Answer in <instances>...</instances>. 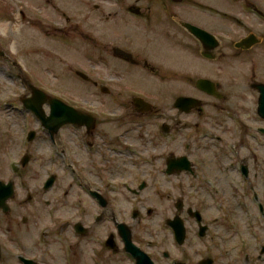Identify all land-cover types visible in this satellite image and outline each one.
<instances>
[{
	"label": "rangeland",
	"instance_id": "obj_1",
	"mask_svg": "<svg viewBox=\"0 0 264 264\" xmlns=\"http://www.w3.org/2000/svg\"><path fill=\"white\" fill-rule=\"evenodd\" d=\"M122 1L129 5L137 0ZM183 1L184 5L193 3L195 9L204 3V29L222 41L217 63L204 59V78L218 82L225 99L204 95V140L200 132L198 138L190 131L186 133L191 138L178 139V145L171 147L170 138L165 134L160 137L159 133L165 122H170L169 109L174 92L178 91V85L169 81L173 79L162 77L161 71L155 82L151 74L142 72L141 79L132 83L133 90L146 91L156 108L167 111L166 120L159 117L155 123H149L147 118L139 121L128 115L127 99L95 92L89 80L78 76L82 72L91 79L89 35L93 28L100 32L105 29L104 18L112 5L101 0H0V54L5 55L4 58L0 55V182H13L15 187V195L8 201L9 212L0 210V264H21L17 256L30 254H42L46 264H71L67 244L70 243V249L75 245L73 229L69 228L64 239L59 237V241L67 238L64 251L63 242L61 247L53 244L44 252L37 250V244L43 241L40 237L46 240L45 232H50L47 239L52 238L56 225L57 228L65 222L73 225L79 219L84 221V215L100 213L86 197L88 183L111 196L116 221L130 228L133 241L156 264H174L178 260L199 264L206 259H212L214 264H264V257L259 259L264 253V212L260 208H264V134L260 133L264 120L257 113L259 94L251 89L253 83L264 84V17L247 8L248 3H253L264 13V0ZM144 2L146 8H152L150 17H164L165 11L157 0ZM95 4H100L101 9L96 11ZM115 8L113 5L114 12ZM186 12L192 17L190 11ZM91 14H97L96 18ZM116 22L131 32L140 29L126 15L119 16ZM77 25L79 30L75 28ZM62 26L64 31L59 29ZM251 33L261 37L262 43L249 50H237L234 44ZM146 46L141 45V57L154 61L156 56L166 62L171 58L163 44L151 50H145ZM175 55L179 56V52ZM8 58L18 62L36 87L77 110L102 116L103 120L107 117L102 123L104 130L111 133L107 146L97 138L95 147L85 153L77 151L79 133L67 128L63 132L67 152L81 155L71 157L72 166L68 157L61 154L57 160H48L50 150L42 138L41 123L21 103L25 86ZM135 69L138 68L128 69L125 74H132ZM113 87L125 90L121 84ZM143 122L146 126L141 128ZM33 130L37 138L29 143L27 136ZM188 140H193L189 149ZM26 154L32 160L24 167L21 160ZM171 155L188 156L196 173L168 176L167 159ZM106 161L105 174L102 170ZM242 165L248 166L249 178L243 176ZM75 168L83 177L74 172ZM49 174L57 176L55 192H69L63 205L54 212L56 218L51 208L41 207L42 190ZM142 183H146L142 192L136 195L130 192ZM30 195L34 197L32 203ZM54 197L59 198L53 194L47 198ZM179 202L184 212L177 210ZM190 209L200 212L203 223L209 226L206 237H199L195 218L188 213ZM176 216L186 227L183 246H178L167 225ZM89 220L92 222V216ZM116 224L115 221L95 224L96 234L112 233L118 243ZM164 252L170 254L169 261L163 257ZM84 254L88 255L86 263L94 264L87 247ZM123 254V250L113 253L111 264H134L129 255H124L128 261L124 260ZM77 264H82L81 260Z\"/></svg>",
	"mask_w": 264,
	"mask_h": 264
},
{
	"label": "flooded vegetation",
	"instance_id": "obj_2",
	"mask_svg": "<svg viewBox=\"0 0 264 264\" xmlns=\"http://www.w3.org/2000/svg\"><path fill=\"white\" fill-rule=\"evenodd\" d=\"M105 1L108 5L116 6L115 8L117 11H113L112 7L109 8V11L107 12L103 24H105V29L100 31H97L93 28L91 31V34L89 35L90 39V74L91 79L86 76V74L82 72H78V76L80 74H84L86 77L83 78L84 80L88 81L92 84L93 89L101 94H104L105 96H113L116 95L118 98L127 99L129 102H125L126 105V112L128 115L132 114L133 116H136L137 120L143 121L146 118L148 119L149 123H155V121H158L159 117H162L161 119L166 120L167 111H160V109L156 108V104L149 101L150 97L148 96L146 91H140L137 92L132 89V83H136L138 78L140 77L142 72H146L148 74H151L152 78L155 82L160 79L159 75L161 71L164 73L162 77H166L170 82H173V84L178 85L177 89L180 93H176L178 91L174 92V102L169 109V115L168 122H165V124L161 127V132L159 133V136H163L164 134L167 135L170 138L169 145L171 147H176L178 145V139H181L182 141L185 140L184 137L188 136L189 133L186 132H194L199 135V132L201 134L202 140H204V95L207 98L211 99H219L224 100L225 96L221 92V88L218 82H215L212 80V82L215 83L216 89L218 94H220V97H214L204 92V89L198 87V82L204 79V59L210 61V62H216L219 58L218 49L221 47V40L215 36V41L217 42V47L212 50H208L204 46V36L202 38H198L195 36L187 27L186 25L190 24L192 26H195L197 28H200L204 32V3L201 2V7H193L192 5H184V1H175L171 0L172 2L163 3L162 0H157V4H159L162 9L165 11L164 17H159L157 19H153L151 16L152 8L147 7L146 8V2L137 0L134 3H131L128 5V2L122 1V0H101ZM114 1V2H112ZM149 1V0H145ZM141 2V3H140ZM127 4V7H124V5ZM249 6L247 7L250 10L258 12L259 16L264 17V13L261 12L256 8V6L252 3H248ZM100 4H95V10L98 11L101 9ZM182 5V6H180ZM179 9V10H178ZM190 11L192 17H189L186 11ZM94 15L96 18L97 14H91ZM127 16L131 19L132 24L140 26V29H134L136 32H131L125 29L120 28V25L116 22L119 19V16L124 17ZM101 18V16H100ZM65 21L69 23V18H65ZM101 21V19H100ZM65 26H62V28H59L60 30L64 31ZM76 30L80 29V26H75ZM209 32L208 30H206ZM211 33V32H209ZM252 34V33H251ZM261 43L263 39L261 37L257 38ZM259 43V44H261ZM165 45L167 48V51H169V56L171 55V58H169V61L166 62L164 59L160 60L156 56L154 57V61L149 60L146 57H141L140 49L141 45H147L144 49L148 48V50L153 49L152 47L156 48L160 45ZM258 44V45H259ZM258 45L253 46L257 47ZM234 47L236 48V43L234 44ZM240 51H245L243 49H238ZM147 50V51H148ZM166 51V53H167ZM179 52V56L175 55V53ZM182 52V53H181ZM204 52L209 57L204 56ZM181 53V54H180ZM1 55V54H0ZM2 58L5 57V55H1ZM154 56V55H153ZM10 60V58H8ZM12 66L17 69L18 78H20L21 82L25 86L26 94L21 98V103L24 105L23 100H27L29 98H32L33 96V88L39 89L40 91L44 92L45 96L50 98H57L55 96H52L42 90L41 88L36 87L28 78H26V74L22 70L21 66L18 64V62H12ZM167 67V68H166ZM117 68V69H115ZM131 68H138L135 70H131L132 74H125V72H128V69ZM124 70V71H123ZM136 71V73L134 72ZM140 71L141 74L138 72ZM104 73V74H103ZM136 74V75H135ZM81 77V76H80ZM82 78V77H81ZM144 80V79H143ZM210 80V79H208ZM138 82V81H137ZM178 82V83H177ZM103 83H106L107 85L104 86ZM115 84H121L123 89H117L114 88L113 85ZM256 84H262V83H253L251 85V89L255 90L260 96V93L255 88H252V86ZM108 86V87H107ZM176 93V94H175ZM126 97V98H124ZM180 98H193L197 101V106L191 108L189 111H182L181 108L177 106V100ZM59 99V98H57ZM137 99L143 100L142 102L139 100V105L135 104V101ZM61 100V99H60ZM44 111L46 113V116L50 113V104L49 100L46 101L44 104ZM221 111H225V108L221 109ZM219 114V113H218ZM230 115V113H228ZM234 115V114H232ZM94 116V115H92ZM96 124L94 127H91L89 129L87 126H74V125H64L60 127L55 133H51L50 129L41 125L42 127V136L43 140H45L46 144L48 145V148L50 150V153L47 156L48 160H51L52 158L56 159L60 154L67 156L70 163H71V157L80 156L81 153L76 152L75 154L72 153L69 154L67 152V148L64 144L63 137H66L63 132L65 129L73 130L74 133H79V135H76V141L78 143L77 146L79 147L77 151H82L83 153L86 152L87 149L91 147H95V144L97 143L96 139L100 138L99 140H102V142L106 143L103 144V146H107L108 144V137L111 136V133H107V131L104 130V126H102V123L104 120L107 119V117L102 118V116H94ZM220 117V115H218ZM234 117H236L234 115ZM155 125V124H154ZM128 126V125H126ZM141 128L145 127L146 124L143 122L142 125H139ZM159 127H157L158 129ZM262 130H260L261 133ZM31 132H35V139L33 141L28 140V136ZM44 132V133H43ZM185 134V135H184ZM109 135V136H108ZM27 140L29 143H32L37 138L36 131H30L28 133ZM190 137V136H188ZM191 138V137H190ZM200 138V136H198ZM119 139V138H118ZM193 140H188L186 144V148L189 149L192 146ZM53 149L56 150L55 153H53ZM98 151V150H97ZM88 154V153H87ZM71 155V156H70ZM55 156V157H51ZM174 156V155H171ZM170 156V157H171ZM185 157H188L186 155H183ZM178 157V156H174ZM28 158V164L31 163V156L29 154H26L23 158ZM189 159V158H188ZM57 160V159H56ZM190 160V159H189ZM104 165L105 168H103V173L108 172V166ZM192 163V162H191ZM25 165V166H27ZM73 165L72 163L70 164ZM24 166V167H25ZM245 166V165H244ZM248 168V166H245ZM193 173H189L190 175H194L195 170L194 166L192 164ZM249 171V168H248ZM74 172L79 174V177L82 176V172L78 170V168L74 169ZM88 176L89 173L87 172ZM48 179L46 182L51 178H55V183L50 189H45L46 182L43 186L42 190V204L41 207H44L45 209L51 208L53 210V216L56 218V211L59 210V207L63 205V202L65 201L66 196L69 194V192H55V186L57 183V176L54 174H49ZM146 183H142L137 190L136 189H130V192L133 194H138L139 192H142L144 189H141L140 187ZM86 188L88 189V200L93 202L95 206L100 210V213L97 215L96 212H94L92 215L89 214L88 216L84 215V221L79 219L76 224L72 225V222H65L64 224H61V228H57V225L52 230V238L47 239V233L45 232L46 240L42 239L40 237L41 241L39 244H37V250L40 252H44L47 250L50 246L53 244H60L59 247H61L63 242V251L65 249V242L67 241V238L63 241H59V237L65 236L66 233L68 234L70 232L69 228L73 229L75 237V245L74 247L70 249V243L68 242L67 248L70 252L69 259L71 264H77L78 260H81L82 264L86 263V258H88V255L84 254V248L87 247L89 252L93 255V263L94 264H111L112 263V257L113 253L117 254L120 253V250H123V259H125L124 255L128 253L126 250V245L120 236L119 230L118 235L120 237V241L117 243V239L114 234L110 233L108 235H97V228L95 224H100L101 222H104L105 224H111L112 221H116V218L113 215L112 212V198L110 195L104 193L105 191L101 189H94L90 183L86 184ZM57 195L59 198L54 197L51 199H48L47 197L50 195ZM15 195V192H14ZM14 197V196H13ZM29 201L32 203L34 201V197L32 195L29 196ZM37 202V201H36ZM181 212H184L182 210ZM136 217L139 216L138 212H135L134 215ZM188 214V213H187ZM92 216V222H90V218ZM81 218V217H80ZM25 222H28V217L25 218ZM94 220V222H93ZM195 221V219H194ZM196 222V221H195ZM95 223V224H94ZM123 223V222H121ZM116 224V226H117ZM118 229V227H117ZM66 231V232H65ZM64 239V238H63ZM113 239L114 246H110L108 244L109 240ZM132 240H133V233H132ZM133 243L140 248L142 251H144L140 246H138L134 241ZM84 247V248H81ZM146 252V251H145ZM20 257H24L27 260H30L34 262L35 264H46L45 259H43L42 254L40 256H36L33 254L22 256H17L18 260L21 264L23 262L20 260ZM163 257L166 260H170V254L168 252H164ZM264 257V253L261 254L260 258ZM90 259V258H89ZM85 260V261H84ZM91 260V259H90ZM179 261V260H178ZM155 262V261H154ZM156 263V262H155ZM87 264V263H86Z\"/></svg>",
	"mask_w": 264,
	"mask_h": 264
},
{
	"label": "water",
	"instance_id": "obj_3",
	"mask_svg": "<svg viewBox=\"0 0 264 264\" xmlns=\"http://www.w3.org/2000/svg\"><path fill=\"white\" fill-rule=\"evenodd\" d=\"M180 1V0H175ZM186 27L198 38H202L204 36V46L208 50L215 49L217 47V42L215 41V37L206 32H204L195 26H192L190 24L186 25ZM260 41L256 38L255 35H250L243 40H241L239 43L236 44L237 48H241L243 50H249L253 46L257 45ZM3 55V54H1ZM205 57L207 54L204 52ZM82 78H85L86 76L84 74H80ZM198 87L204 89V92L219 98L220 94H218L216 85L211 80L204 79L198 82ZM252 88H255L259 91V101H258V115L264 119V84H256L252 86ZM49 100L51 113L49 116H46V113L44 111V104L46 101ZM139 100L137 99L135 101L136 105H139ZM141 104L144 102L143 100H140ZM23 103L25 107L29 110H31L35 116L39 119L41 124L47 128L50 129L51 133H55L60 127L64 125H76V126H87L89 129L91 127H94L96 124L95 118L91 116L88 113L79 111L67 104H65L63 101L55 99V98H48L45 96L44 92L40 91L39 89L33 88V96L32 98H29L27 100H23ZM145 103V102H144ZM146 104V103H145ZM197 101L192 98H180L177 100V106L179 108L184 109V111H189L191 108L197 106ZM264 133V130H262ZM35 139V132H31L28 136L29 141H33ZM28 158H24L22 163L25 166L28 163ZM190 172L193 173L192 163L188 159V157H179L176 158L174 156H171L167 160V171L166 173L168 175H173L175 173H182V172ZM243 172L246 176H248L249 171L248 168L244 166ZM55 183V178L51 177L45 185V189H50ZM146 187L145 184H143L140 188L144 189ZM15 192V187L13 182H9L8 184H5L3 182H0V210H2L4 213L9 212V206L8 201L13 198ZM182 203L179 202L176 206L178 211L182 210ZM190 216L196 219L197 224L199 225V237H205L207 235V232L209 230V227L207 225H203V217L200 212H193L192 209L188 212ZM137 214H135L136 217ZM168 226L172 228L175 239L177 243L182 246L186 241V227L184 224V221L180 218V216L174 217V219L169 220L167 222ZM120 236L122 237L125 245L126 250L128 253L132 255V257L136 260V264H155L153 260L150 258V256L142 251L140 248H138L132 240V231L130 228H128L125 224H117ZM108 244L115 248L113 239H110ZM0 259H1V247H0ZM20 260L24 264H35L34 262L27 260L23 257H20ZM176 264H184L182 262H177ZM200 264H214V261L212 259H206L200 262Z\"/></svg>",
	"mask_w": 264,
	"mask_h": 264
}]
</instances>
